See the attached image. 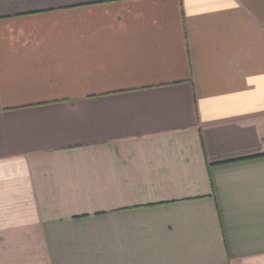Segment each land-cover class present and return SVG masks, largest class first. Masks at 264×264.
Listing matches in <instances>:
<instances>
[{
  "label": "crops",
  "instance_id": "1",
  "mask_svg": "<svg viewBox=\"0 0 264 264\" xmlns=\"http://www.w3.org/2000/svg\"><path fill=\"white\" fill-rule=\"evenodd\" d=\"M0 264H264V0H0Z\"/></svg>",
  "mask_w": 264,
  "mask_h": 264
}]
</instances>
